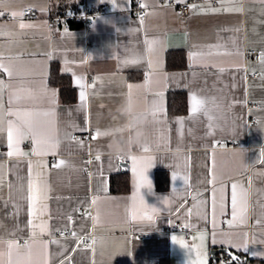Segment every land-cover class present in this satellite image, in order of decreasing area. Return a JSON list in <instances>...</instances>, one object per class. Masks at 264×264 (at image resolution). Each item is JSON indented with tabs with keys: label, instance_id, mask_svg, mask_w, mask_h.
Listing matches in <instances>:
<instances>
[{
	"label": "crops",
	"instance_id": "0c3cea01",
	"mask_svg": "<svg viewBox=\"0 0 264 264\" xmlns=\"http://www.w3.org/2000/svg\"><path fill=\"white\" fill-rule=\"evenodd\" d=\"M187 1L0 0V264H229L217 248L264 264V0H191L181 17ZM84 5L111 10L50 24ZM174 50L186 68L167 69ZM53 62L75 102L51 83ZM171 91L187 113L169 114ZM192 95L212 120L191 113Z\"/></svg>",
	"mask_w": 264,
	"mask_h": 264
},
{
	"label": "trees",
	"instance_id": "16d2710c",
	"mask_svg": "<svg viewBox=\"0 0 264 264\" xmlns=\"http://www.w3.org/2000/svg\"><path fill=\"white\" fill-rule=\"evenodd\" d=\"M167 69H184L187 67L186 54L183 50L168 51L166 56ZM50 81L59 88L63 103L75 102L77 98L76 88L73 86L68 75L60 72L59 65L55 62L51 65ZM168 110L170 115H183L188 111V95L185 91H171L168 96ZM127 174V172H123ZM111 190L115 192L114 177L110 178ZM155 187L159 191L169 188V174L167 171H157L155 174ZM241 258H243L240 255ZM162 264H168L165 261ZM246 264H263L255 261H247Z\"/></svg>",
	"mask_w": 264,
	"mask_h": 264
},
{
	"label": "built area",
	"instance_id": "2783aa9c",
	"mask_svg": "<svg viewBox=\"0 0 264 264\" xmlns=\"http://www.w3.org/2000/svg\"><path fill=\"white\" fill-rule=\"evenodd\" d=\"M190 1L181 3L179 8H178V13L181 17H187L190 14ZM138 7H141V4L138 3ZM111 10L110 5H103V6H75V7H70V8H65L58 12L55 15H51L49 17L50 24L55 27H61L65 30H71L73 28H76L77 26H83L87 27L93 21L101 14L107 13ZM23 14L27 18H35L37 16L36 12L33 11L31 8H25L23 10ZM138 17H143L144 12L140 11L137 13ZM249 56L254 60L258 61L260 58L259 52L256 49H250L248 52ZM254 75H258V72H255ZM95 129H91L87 133H76L73 135V138L76 140H81V139H87L95 133ZM233 144V143H230ZM122 161L125 160V157L121 158ZM178 225H172L170 227V230H177ZM66 231H61L59 232V235L64 236L66 235ZM86 241L81 243L82 247H88L90 245V238L88 235H86ZM22 245H25L27 243V239H23L21 242ZM247 260L245 258L239 259L235 264H246Z\"/></svg>",
	"mask_w": 264,
	"mask_h": 264
},
{
	"label": "snow or ice",
	"instance_id": "6c2138e0",
	"mask_svg": "<svg viewBox=\"0 0 264 264\" xmlns=\"http://www.w3.org/2000/svg\"><path fill=\"white\" fill-rule=\"evenodd\" d=\"M193 7H195V6H193ZM238 10H242V9H238ZM20 27L23 28V27H25V25L21 24ZM0 67H2V66H0ZM5 71H7V69H5ZM78 83H79V81H78ZM81 87H83V85H81ZM80 96H81V99L83 100L85 98V93L83 91H81ZM190 111H191L192 114H197V113L203 112L204 115L208 116L209 120L213 119V117L211 115H209L208 110L206 108V101L204 99L197 98L196 95H192L191 96V108H190ZM182 122L183 121H181V123ZM209 126L211 127V125H209ZM100 134L101 133H99V132L97 133V135H100ZM11 138H12V132H11V130H9V132H8L9 141L11 140ZM145 150L147 151V149H145ZM9 155H12V153H9ZM97 159H99V156H97ZM61 164H63V161H61ZM59 166L60 165H57V167H59ZM143 183H147L150 186V182L147 181L146 177L142 179V184ZM235 207H236V188H235V186H233V209H234V213H235ZM153 211H155V210H153ZM132 218L135 219L136 217L133 216ZM147 218L151 219V216H147ZM172 240H173L174 243H179L182 246H184L183 245V241H178L176 236H173ZM245 251H247V248H245Z\"/></svg>",
	"mask_w": 264,
	"mask_h": 264
},
{
	"label": "water",
	"instance_id": "95a60500",
	"mask_svg": "<svg viewBox=\"0 0 264 264\" xmlns=\"http://www.w3.org/2000/svg\"><path fill=\"white\" fill-rule=\"evenodd\" d=\"M121 167H122V170L123 171H126L127 168H128V162L126 161H122L121 163ZM220 253H225L228 255L229 257V264H235L239 259H241L240 255L237 254L236 252L228 249V248H217V249H214L211 253L212 255V258L214 259V261H219L220 260V256L219 254Z\"/></svg>",
	"mask_w": 264,
	"mask_h": 264
}]
</instances>
